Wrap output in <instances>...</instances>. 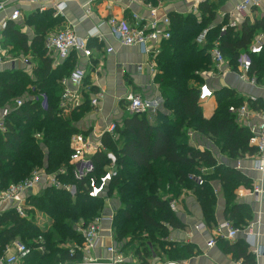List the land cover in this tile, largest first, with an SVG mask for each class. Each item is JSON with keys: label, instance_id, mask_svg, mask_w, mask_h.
Masks as SVG:
<instances>
[{"label": "trees", "instance_id": "obj_1", "mask_svg": "<svg viewBox=\"0 0 264 264\" xmlns=\"http://www.w3.org/2000/svg\"><path fill=\"white\" fill-rule=\"evenodd\" d=\"M201 11L200 17L196 14L174 16L173 21L179 33L171 34L157 56L159 73L156 80L161 88L164 107L172 115L158 112L155 125L149 123L145 116L134 115L125 119L122 126L117 124L116 139L109 134L103 137L105 147L115 155L118 169L117 175L108 185L107 196L114 189L121 203L113 224L114 242L120 252L129 249L136 240H141L145 254L148 250L147 242L150 241L163 248L169 246L164 252L170 260L189 257L192 251L188 247L162 241V238L168 236L165 224L175 228L182 227V224L171 211L169 199L159 197L158 194L162 192L164 195L178 197L183 190H194L203 218L212 226L216 223L217 206L209 181L212 179L220 182L224 190L225 220L238 229H243L252 220L251 208L247 204L237 203L235 196L238 187L252 188L251 181L225 165L219 166L214 153L191 147L186 132H198L215 140L219 146L224 142L225 145L221 144V153L230 159L255 153L249 146L251 133L246 128H240L235 116L229 111L232 106L242 105L243 99L237 98L233 90L224 88L218 91L216 112L212 118L206 119L200 105L199 90L194 84L200 86L201 74L211 69L208 52L219 38L224 57L236 66L241 50L247 48L250 39L257 31L263 30L264 25L246 26L241 34L228 29L221 37L222 27L214 23L213 5L206 4ZM59 21L60 18L46 14L31 19L30 23L47 28L59 24ZM205 29H210L207 34L208 43L201 49L197 38ZM17 41L19 47H25L23 39ZM43 64L41 73L45 81L42 85L34 86L47 96L49 107L43 110L39 101L34 102L30 98L29 90L30 97L24 99L23 105L10 110L6 119L7 131H0V190L24 181L39 169L48 175L56 174L62 183H74L77 193L73 196L61 187L45 184L39 191L40 195L38 192L27 197L30 210H26L25 217H21L14 207L0 213V257L14 241L44 237L43 243H32L33 249L24 263L67 264L81 260L79 248L84 240L77 232V226L80 222L89 224L96 217L103 209L104 197H90L85 188L89 180L77 183L72 175L71 140L80 133L78 122L90 107L82 105L79 111L71 114H64L60 108L63 88L57 85V81L68 75L71 65L57 72L51 69L50 61H44ZM252 70L258 71L256 73L263 77L264 52L258 57L253 56ZM4 75L5 80L0 78V105L2 100L7 103L21 97L27 87L31 86L28 85V77L22 72ZM1 85L9 90L1 92ZM38 135L40 137H36ZM93 163L95 173L92 177L100 179L111 161L106 153H98L93 157ZM200 166L214 169L210 175H204L206 183L203 186L197 185L189 177L191 173L199 171ZM34 211L50 217L54 221L55 232L47 234L41 230L34 222ZM139 233L147 234L145 241L138 239ZM65 242L79 246L75 248L74 255H70L69 249L60 247ZM221 244L227 254L242 260L243 264H256L244 240L240 239L234 244L225 241ZM41 246L44 252L38 250ZM143 264H146L144 260Z\"/></svg>", "mask_w": 264, "mask_h": 264}, {"label": "crops", "instance_id": "obj_2", "mask_svg": "<svg viewBox=\"0 0 264 264\" xmlns=\"http://www.w3.org/2000/svg\"><path fill=\"white\" fill-rule=\"evenodd\" d=\"M243 1L244 0H69L63 15H61L49 4L44 8L40 7L39 4L23 3L21 0H0V2L4 3L6 6L5 11L0 13V59L2 58L0 62V78L5 80L6 75L4 74L9 72H22L28 77V85H31L27 87L26 91H24V95L21 97H16L7 103H3L2 100L0 105V116L4 109L11 110L16 107L17 100H22L24 102V99L29 98V90L31 92V99H34L41 93L36 90L34 85H42V82L45 81L42 77L41 69H43L44 61H50L51 69L57 72L61 71L63 67L71 65L70 70H68V75L57 81V85H61L63 91V83L65 81L67 82L66 85L73 89L69 79L76 70L85 72L82 87L80 89H73L75 91L74 97H79V99H81V105L69 111L68 114L76 110L79 111L80 107L85 104H87L90 109L78 122L77 128L80 133L73 136L71 144L75 137L82 136L87 140L90 148H96L99 144H103L105 147L103 137L107 135L108 127L112 123L122 126L125 119L133 117L134 115L145 116L149 123L155 125L158 112L163 111L172 115L171 112L164 107L161 88L156 80L159 73L157 56L143 54L137 47H122L111 35L110 26L108 24L110 19L115 18L132 22L133 16L137 15L144 23H149L154 20L162 21L165 18H169L171 25L170 31L173 35L178 32L173 21L174 16L196 14L200 17L202 7L209 4L214 7L215 25H220L222 28L226 26L229 27L234 20L238 27L235 31L241 34L244 32L246 26L253 27L264 25V6L260 8L252 6L244 13H238L236 8L243 3ZM15 10L20 11V18L17 21H10L7 29H3L1 26L2 23L9 18L10 14ZM46 14H51L54 18H60L59 24L42 28L40 25L37 26L36 24L30 23L31 19L35 17L37 19ZM66 27H71L76 34L82 38H87L89 35L95 33L98 35L89 41L90 49L93 51V56L91 58H86L80 52H73L67 59L62 60L47 52V39ZM206 30L207 29H205L202 34ZM263 34L264 29L257 31L252 39H250L247 48L241 50V53L249 52L251 48L257 44V41ZM10 35H12V37H9ZM201 35L197 38V43L201 49H204L207 46L208 40L200 44L199 39ZM19 38L25 41L24 48L17 45V43H19V41H17ZM167 41L168 40L159 44L161 50L163 44ZM110 47L114 48V52L107 53L106 51ZM263 52L264 47L262 53ZM208 54L210 55V51ZM26 59L29 60L27 64L24 63ZM210 61L211 69L201 74L202 83L200 86L194 84L199 90V95L200 87L203 85H208L213 91L212 98L200 102L201 107L204 109V118L210 119L214 116L218 107L216 93L224 88L233 90L236 97L241 99L246 96H263L264 92L252 87L248 82L249 79H242L235 69L236 66L232 65L228 60L226 64L220 68L213 63L211 55ZM37 71H39V74H37ZM256 72L258 71L252 70L249 77L252 78L253 74L258 76ZM8 90V88H4L3 85H1V92ZM131 95L140 97L142 100L149 103L151 105L150 109L146 113L131 114L128 111V105L126 103L127 97ZM96 98L99 99V106L94 108L91 106V101ZM61 103L62 97L60 105ZM236 123L240 128L247 127L241 125L237 119ZM186 133L188 143L191 147L200 151L211 150V148L204 149L201 147L206 137L193 130H189V132ZM36 137H40V135ZM104 149L106 150L102 151V153L111 155L116 161L113 152L109 151L106 147ZM210 152L214 153L212 150ZM222 156L224 157L223 162H218L219 166L225 165L239 172L240 175H243L252 183V188H245L243 186L238 187L235 196L237 203L247 204L252 210V220L243 227L246 228L248 225L255 224L258 234L257 248L260 249L261 255L257 256L254 249L251 247H249V253L254 257L256 264H264V173L255 169L256 160L249 154H245L238 159H230L223 154ZM109 160L112 163L110 158ZM109 167L110 166H106L105 170H108ZM204 170L206 172L202 175H210L214 169L204 167ZM51 176L57 179L56 175L53 174ZM57 181L62 186L74 185L70 183L62 184L58 179ZM209 181L213 187L214 193L216 192L215 196L217 199L216 223L212 226H209L203 218L194 190H183L178 197L172 194L163 195V198L169 199L170 203L172 201L176 202L177 208L173 213L177 216L182 227L175 228L165 224L168 236L162 238V241L173 243L180 247H188L192 251L189 257L170 260L164 252L165 249H169V246L163 248V246L151 243L150 241L147 242L148 250L145 254L144 249L140 245L133 247V244H137V242H133L129 249L122 252L124 256L129 259L128 261L143 263L144 260L146 264H162L168 261H177L181 264H243L242 260H236L231 254H227L224 251L221 243H224L226 240L219 239L214 248H207V242L214 237V228L218 224L226 221L224 217L226 200L223 187L217 180L212 179ZM42 183L55 186L45 178L40 185ZM41 188L42 186L35 188L31 195L38 194ZM256 189L259 190V193L255 191ZM160 193L162 194V192ZM104 201L107 203L108 209L100 211L96 217L103 215L105 218H110L112 216L113 221L107 220V222L103 223L104 239L99 253L97 252L96 255L97 257L99 256L106 259L109 258L107 248L112 246L114 242L113 224L117 210L112 207L110 201L105 200V197ZM10 207H12L10 204L3 206L0 204V213H3ZM26 210H30V207L27 206ZM201 223L207 224L208 227L202 231H197L196 226ZM89 224H85V226L79 224L77 226V232L81 234V230L85 229ZM37 226L41 229L39 224H37ZM239 229H241V227ZM143 236L146 237L147 234ZM240 239L244 240L247 244L246 237L242 233L237 236L236 240L226 242L234 244ZM76 247L79 246L72 244L68 245L67 249L71 251L75 250ZM82 247L83 244L80 248ZM139 251H141L140 254H138ZM79 252H81L82 256L84 255L83 251ZM81 260L67 264H77ZM19 264H24V261Z\"/></svg>", "mask_w": 264, "mask_h": 264}, {"label": "built area", "instance_id": "obj_3", "mask_svg": "<svg viewBox=\"0 0 264 264\" xmlns=\"http://www.w3.org/2000/svg\"><path fill=\"white\" fill-rule=\"evenodd\" d=\"M23 3L34 4L40 7L50 5L54 8L58 14L63 15L64 10L67 7V2L69 0H21ZM260 8L264 6V0H244L237 8L238 13H244L250 7ZM5 4L0 2V13L5 11ZM20 11H13L9 18H7L2 23V28L7 29L10 21H17L20 18ZM111 30V35L122 47H137L143 54L158 56L161 51L160 43L169 40L171 38L170 31V19L165 18L162 21L154 20L149 23H144L139 16L134 15L133 21L129 22L127 20H118L115 18L110 19L108 22ZM236 21H232L231 24L221 29V37L226 34L228 29L236 30ZM209 30H206L200 37L199 43L203 44L207 40V34ZM98 35L91 34L87 38L79 37L76 32L71 27H66L54 35L50 36L46 41V50L49 54L57 56L59 59H67L73 52H80L86 58H91L93 56V51L90 49L89 41L90 39ZM264 34L259 38L257 44L251 48L249 52H244L239 55L236 63V71L239 73L242 79H249V83L252 87L262 90L264 92V75L263 77L255 76L249 77L252 66H253V56H258L262 54L263 50ZM107 53L114 52V48H109ZM210 55L213 63L216 64L218 68L224 66L227 62L221 50L220 38L214 43L210 50ZM2 59V58H1ZM0 59V62H1ZM29 60H24V63H28ZM257 75V74H256ZM85 78V72L82 70H76L71 76L69 81L73 89H80ZM64 91L62 95V103L60 108L63 110L64 114H68L69 111L75 109L81 105V99L79 97H74L75 91L70 88L65 81L63 83ZM261 84V85H260ZM213 97V91L208 85H203L200 87V102H204L207 99ZM244 102L240 106H232L229 111L232 115L236 117L238 122L247 126L246 129L251 133L249 140V146L255 150L253 155L249 154L252 158L256 160L255 169L264 173V94L262 97L256 96H246ZM99 99H93L91 101V106L97 108L99 106ZM34 102H40L43 110H47L49 107L48 98L45 94L40 93L34 99ZM128 111L131 114H141L146 113L150 109V104L142 100L137 96H129L126 99ZM23 105L22 100L16 101V107L19 108ZM10 115V109H4L2 115L0 116V131L6 132V119ZM118 125L112 123L108 129L107 134L110 137L116 139ZM97 148V149H96ZM96 148H90L87 140L82 136H77L74 138L71 149L73 153L70 158V165L72 166V175L75 181L84 182L87 179L89 182L85 184V188L92 198H102L103 193H105L108 188L109 183L114 179L118 173L116 161L111 155L108 157L112 160L109 165V169L105 170L106 173L97 179L92 177L95 173V165L93 163V157L102 153L106 150L103 144H99ZM206 171H202L204 174ZM47 179L52 185L56 187H61L69 192L71 195H75L77 192V187L75 185H64L62 186L58 183L57 179L53 176L48 175L44 170H35L31 177L25 179L24 181L10 185L6 190H0V204L11 205L17 211L21 217L26 216L27 209V197L31 195L35 188H37L43 179ZM190 180L194 181L197 185L203 186L206 183L204 175H191ZM259 193V190L256 189ZM216 194V192H215ZM177 204L175 201L170 203V209L175 212ZM113 221V217L105 218L103 215L97 217L93 222H91L85 229L81 230L83 237V247L79 248V251H83L84 255L82 260L77 264H143L138 262H130L124 256V253L117 249L113 242V245L107 248L109 258L97 257V252L102 245L104 239L102 225L104 222ZM208 227L207 224L201 223L196 226L197 231H202ZM214 237H212L207 242V248L212 249L217 245L219 239L226 241L236 240L239 234H243L246 237L247 244L249 247L254 249L257 256L261 255L260 249L257 248V230L255 224L248 225L246 228L238 229L233 226L229 221L222 222L214 228ZM40 243L42 239H40ZM39 251L44 252V247H39ZM76 250V249H75ZM75 250L70 251V255L75 254ZM31 254V249L25 243L20 240L14 241L4 252V255L0 257V264H19L25 259H27ZM91 254V255H88ZM88 255V256H85ZM162 264H181L177 261H168Z\"/></svg>", "mask_w": 264, "mask_h": 264}, {"label": "rangeland", "instance_id": "obj_4", "mask_svg": "<svg viewBox=\"0 0 264 264\" xmlns=\"http://www.w3.org/2000/svg\"><path fill=\"white\" fill-rule=\"evenodd\" d=\"M203 109V108H202ZM203 111V115H204V109L202 110ZM235 120H236V118H235ZM189 132V131H188ZM187 138V140H188V137H186ZM185 139V138H184ZM221 142H222V139H221ZM223 143V145H225V143L224 142H222ZM222 143H220V146L218 145V143L215 141V140H212V139H210V138H206V139H204V142L201 144V147L202 148H204V149H207V148H211V150L214 152V154H215V157L217 158V161L218 162H223V156H222V154L221 153H219V152H222L221 150H222V146H221V144ZM199 148V147H198ZM210 150V149H209ZM210 150V151H211ZM39 170V169H38ZM202 171H205L204 170V167H202V166H200V168H199V171H196V172H194V173H191V175H202ZM50 175H53V174H50ZM54 175H56V174H54ZM191 175H189V177L191 176ZM62 183V182H61ZM63 184V183H62ZM72 184H74V183H72ZM45 184L44 183H42L41 185H39V186H44ZM76 186V185H75ZM77 187V186H76ZM38 190V189H37ZM41 190V189H40ZM39 190V191H40ZM109 190V188L108 189H106V191H105V193H103V196L105 197V200H108V201H110L111 202V205H112V207L113 208H115L116 210H118L119 209V207L121 206V203L119 202V200H118V198L116 197V192H115V190L114 189H112L111 190V192L109 193V195L107 196V191ZM76 192H77V190H76ZM42 193V192H41ZM38 195H40V192H39V194ZM106 195V196H105ZM159 195V197H163V193L161 194V193H159L158 194ZM103 209L102 210H107L108 209V206H107V203H105V201L103 202ZM101 210V211H102ZM117 212V211H116ZM99 214V213H98ZM97 214V215H98ZM34 216H33V219H34V222L35 223H37V224H39L40 226H41V230L43 229V231L44 232H46L47 234H49V233H52V232H55L54 231V228H53V226H54V221L50 218V217H48L47 215H45V214H42V213H40L39 211H34V214H33ZM96 215V216H97ZM97 218V217H96ZM95 219V218H94ZM93 219V220H94ZM92 220V221H93ZM79 224H83L84 226H85V223L84 222H80ZM138 239H142L143 241H145V237L143 236V234L142 233H139L138 235ZM40 239H42V242L44 241V237H41ZM38 240V241H37ZM37 240H35V239H30V240H27V241H24V240H21V241H23L24 243H26V244H28L29 245V247H30V249L32 250L33 249V246H32V243H37V242H40V240L39 239H37ZM137 241V244H133L132 246L133 247H137V246H141V243H142V241L141 240H136ZM64 246V247H63ZM60 247L62 248V249H67L68 248V244L65 242L64 244H61L60 245ZM24 264H28V263H24Z\"/></svg>", "mask_w": 264, "mask_h": 264}]
</instances>
